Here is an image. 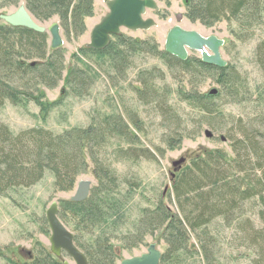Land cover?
<instances>
[{
    "label": "rangeland",
    "instance_id": "1",
    "mask_svg": "<svg viewBox=\"0 0 264 264\" xmlns=\"http://www.w3.org/2000/svg\"><path fill=\"white\" fill-rule=\"evenodd\" d=\"M26 1L0 0V14H10L23 4L33 19L47 29L44 32L45 47L39 46V40L33 37L4 33L7 41H15L17 58L27 63L37 62L38 69L25 74L10 73L7 80L10 91L22 90L30 96L24 99L16 94L14 101L7 99L0 107V123L13 133L42 127L54 134L101 124L105 137L101 141L97 139L98 147L88 143L90 150L83 148L80 172L71 189L57 188L55 173L48 168L32 185L10 187L0 194V264H34L36 259L47 254L55 256L50 250V229L45 216L52 202L57 203L58 218L73 234V241L82 252L83 243V246L91 244L92 248L108 247L114 255L113 264H118L124 258L146 252L147 246L155 243L162 255L169 248L163 226L174 214L183 220L173 190L175 178L190 164L191 158L215 149L223 150L228 156L234 155V149H242L239 154L249 163L243 161V171L233 174L241 188L247 183H256L254 194L238 201L226 215L215 214L203 232L191 231L186 226V251L175 253L166 264H254L255 260L258 263L263 261L260 248L264 244V185H259L256 180L264 168V90L261 88L263 71L258 64L256 47L264 41V0H260V18L250 20L251 23H244L241 19L203 23L188 16V0H155L158 10L148 9L144 15L152 18L155 26L148 30L121 29V34L137 43L145 40L144 46L155 45L160 51H164L168 30L175 25L222 39L221 56L226 65L237 72L236 76L231 73L232 76H239V81L236 78L240 87L238 97L229 94L216 81L217 74L199 70L193 75V70L187 72L174 61L167 64L157 55L131 53L124 59L127 65L114 67L112 56L88 51L85 46L92 27L108 12L106 0H90V12L81 18V23L75 21L72 10L78 0L70 2L66 15L65 0H31L37 6L36 12L44 19L35 16L27 8ZM53 23L60 26L63 40L59 49L62 69L59 74L52 71L46 76L39 74L38 70L42 71L43 64L54 56L50 51L48 32ZM0 25L8 24L0 19ZM111 41L116 40L111 37ZM43 54L45 58L36 57ZM188 54L200 58L197 51ZM147 80L153 81L152 88L160 96L161 108L148 100H139L138 90ZM213 89L218 94L209 101L215 110L213 114L203 115L192 103L183 100L184 92L209 94ZM151 92L147 91V94ZM117 115L137 137L138 141L132 145L126 143L120 134L106 136L114 124L103 123H108L107 117L116 118ZM131 118L139 125V130L133 127ZM176 133L181 136L179 141H168L169 136ZM241 135L252 137L251 144L244 149L237 143ZM128 149L133 150L128 151L133 158L126 157ZM180 157H185V162L175 171L172 162ZM94 161L101 163L102 166L98 163V167L105 168L113 176L110 196L119 209H113L114 204L107 202V184L102 181L100 185L101 179L96 173L94 175ZM79 180L90 181L89 199L98 188L93 198L98 213L80 226L76 225L77 219L66 207ZM209 189L216 191L214 187L205 186L203 192H209ZM159 207L169 211L170 218L165 224L157 227L154 220L153 227L147 230L144 222L137 223L143 209ZM138 227L143 233L139 242L136 241ZM202 242L209 251V258L201 248ZM58 257L61 264L65 261L74 264L63 251ZM88 262L90 264V260Z\"/></svg>",
    "mask_w": 264,
    "mask_h": 264
},
{
    "label": "trees",
    "instance_id": "2",
    "mask_svg": "<svg viewBox=\"0 0 264 264\" xmlns=\"http://www.w3.org/2000/svg\"><path fill=\"white\" fill-rule=\"evenodd\" d=\"M56 1V0H53ZM72 0H65V15L69 9V4ZM27 8L39 19H44V16L39 15L36 12L37 6L31 0H27ZM90 0H78V3L73 6V17L75 21L81 23V18L89 14L90 12ZM188 6V16H193L200 19L203 23H213L221 20L231 22L232 20L241 19L244 23H251L250 20L260 18L259 7H261L260 0H192L186 3ZM205 21H203V20ZM64 23L67 20H63ZM246 24L243 25V28ZM82 26V24H80ZM242 28V29H243ZM0 107L5 103L7 99L11 102L14 101V95L19 94L24 99L29 98V94H25L22 90L14 92L8 88L7 80L10 73L12 74H25L32 71H37L38 63H27L25 60L18 59L17 51L14 49L15 41L12 43L7 41L4 33L25 35L26 37H33L38 39L39 46L45 47V34L37 33L32 30L23 27H12L10 25H0ZM248 31V29H247ZM244 33V29H243ZM244 35V34H243ZM116 41H111L109 45L103 50L88 51L95 53H102L113 57L114 67H120L121 65H127V58L129 54H142L150 53L157 55L159 58L169 64L174 61L177 65L184 68L185 71L190 72L193 70V75L199 70L203 72H210L217 74L216 81L222 84L223 88L228 91L232 96L238 97L239 89L238 82L235 77L237 72L230 65L219 67L213 64L203 62L199 57L188 56L185 60L179 59L174 55L164 51L158 50L154 46L147 48L145 40L136 42L129 37L119 34L114 36ZM243 39V38H242ZM122 47V48H120ZM256 57L258 58V64L263 71V80L261 88L264 90V41L258 43L256 47ZM60 48L51 49L52 58L44 65V69L38 70L39 74L50 75L52 71L59 74L62 69L61 57L59 54ZM20 53V52H19ZM36 57H44V54ZM42 65V64H41ZM57 65V66H56ZM119 65V66H118ZM44 71V72H43ZM233 73V76L232 74ZM47 82V81H46ZM237 82V83H236ZM153 81L147 80V82L141 83V88L138 90L139 100L148 103H152L154 106L161 108L162 102L160 96H158L156 89L152 88ZM52 86V85H50ZM153 91L151 94H147V91ZM183 100L189 101L193 104L199 112L204 114H213L215 112L213 106L210 105V98L214 95L198 94L194 91H187L183 93ZM216 96L218 94H215ZM210 111V112H209ZM107 117V122L103 124H114L112 129L106 132V136L120 134L124 136L125 142L133 144L137 140V137L129 132L127 124L121 116L117 115L116 118ZM104 119V118H103ZM131 124L137 130L139 125L131 118ZM97 127L95 124L81 129L65 130L62 134H54L49 130L42 127L27 128L17 133H13L8 126L0 123V194L10 187L30 186L33 183L40 180L46 169H53L55 173V185L59 189L69 190L80 172L79 163L83 161V148L89 147L88 143L92 146L98 147L97 139L101 141L105 137V131L101 124ZM179 135L171 134L168 141H179ZM241 140H237V143L244 149L251 142V138L248 135H241ZM87 144H84V143ZM251 144V143H250ZM250 146V145H249ZM89 149V148H88ZM238 149V148H237ZM240 149V148H239ZM238 149V150H239ZM261 151V148H259ZM90 150V149H89ZM129 155L133 158L132 154L128 151ZM240 149L239 151H241ZM239 151L234 149V155L228 156L223 150L215 149L207 151L203 156H196L191 158V162L187 165L181 174H178L173 184V190L175 199L180 207L183 220L176 214L172 216L171 221L163 226V230L166 229L165 239L169 245V248L161 255L160 264H166L170 261V258L177 252L186 251L187 247L185 243L187 241V229L191 230H205L208 222L215 214H227L231 209H234L238 201L248 198L254 194L256 189V183L246 184L241 188L240 182L234 172H240L242 170L243 161L246 163L249 161L242 160ZM150 156L152 155L147 151ZM263 154H261L262 156ZM263 159V156L262 158ZM260 161L259 159H257ZM56 163V164H54ZM98 161H94L93 173L100 178V185L102 181L107 184L106 186V200L112 202L116 210L120 208L110 196L113 176L108 173L105 168L98 167ZM260 163V162H259ZM101 163H99V166ZM261 166V163L259 164ZM85 166V165H84ZM99 171V173L97 172ZM98 180V179H97ZM245 178H243L244 182ZM259 185H264V168L261 169V174L256 180ZM99 182V180H98ZM205 186H211L216 189H209V192H203ZM98 188L93 193V196L83 201L66 202V207L72 212V217L77 219L76 225H83L84 222H89L93 214L97 212V206L93 203V198ZM214 194V198L211 196ZM104 202V200H103ZM105 203V202H104ZM112 204V205H113ZM77 205H80L77 206ZM224 208V209H222ZM168 210H164L161 207L153 209L145 208L142 210L141 216L138 218L137 223L144 222L147 230L153 227L154 223H157V227L165 224V220L169 219ZM98 213V212H97ZM86 222V223H87ZM86 228V225H85ZM143 235L137 228V242L141 241L140 237ZM132 237V236H130ZM163 237V238H164ZM164 239V240H165ZM133 242V243H136ZM85 245V243H83ZM81 248L84 254L90 260V264H113L114 255L108 247L100 246L92 248L91 244L83 246ZM90 247V248H89ZM108 248V249H106ZM201 248L205 253L206 258H209V251L206 248L204 242L201 244ZM260 251L262 257L264 256V244H261ZM88 260V261H89ZM264 264V260L258 263L254 261V264ZM31 264V263H29ZM34 264H61L60 260L47 254L46 257L36 259Z\"/></svg>",
    "mask_w": 264,
    "mask_h": 264
},
{
    "label": "water",
    "instance_id": "3",
    "mask_svg": "<svg viewBox=\"0 0 264 264\" xmlns=\"http://www.w3.org/2000/svg\"><path fill=\"white\" fill-rule=\"evenodd\" d=\"M105 4L108 12L92 27L86 48L92 50L105 49L109 45L111 37L121 34V29L131 31L148 30L155 26V21L152 18L144 17L148 9L158 10L155 0H106ZM0 19L13 27H23L37 33L47 31L45 27L39 25L33 19L23 4L19 5L10 14H0ZM48 32L51 37L50 49L60 48L63 44L60 26L53 23L49 26ZM222 45L223 40L216 36H203L194 30H186L179 25H175L168 30L163 48L166 52L182 60L188 57L189 51H197L200 53L203 62L223 67L226 62L220 53ZM216 93L217 91L213 89L209 92V95H215ZM206 135L210 136V133L206 132ZM184 162L185 157L173 161L174 170L180 168ZM90 185L89 180H79L71 200L76 202L85 200L89 194ZM57 210V203L52 202L45 213L50 229L49 244L51 252L55 256H59L61 251H64L73 260L74 264H89L85 254L75 245L73 234L58 218ZM160 259L161 251L155 243H150L146 252L124 258L118 264H159ZM63 264L69 263L65 261Z\"/></svg>",
    "mask_w": 264,
    "mask_h": 264
},
{
    "label": "flooded vegetation",
    "instance_id": "4",
    "mask_svg": "<svg viewBox=\"0 0 264 264\" xmlns=\"http://www.w3.org/2000/svg\"><path fill=\"white\" fill-rule=\"evenodd\" d=\"M62 252V251H61ZM64 252V251H63ZM56 257H58V256H56ZM59 258V257H58ZM63 264V263H62Z\"/></svg>",
    "mask_w": 264,
    "mask_h": 264
}]
</instances>
